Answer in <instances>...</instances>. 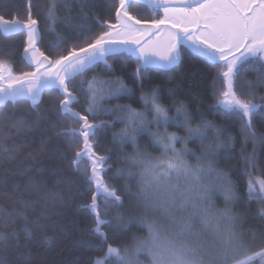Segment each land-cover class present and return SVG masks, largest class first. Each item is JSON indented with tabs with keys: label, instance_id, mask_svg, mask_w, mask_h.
Instances as JSON below:
<instances>
[{
	"label": "snow or ice",
	"instance_id": "obj_1",
	"mask_svg": "<svg viewBox=\"0 0 264 264\" xmlns=\"http://www.w3.org/2000/svg\"><path fill=\"white\" fill-rule=\"evenodd\" d=\"M96 3L105 7L108 19L100 20L97 13L87 11ZM34 8L33 0H28L25 18H19V13L10 19L0 15V34L18 33L26 37L22 52H12L10 59H0V108L28 102L35 110L45 93L58 101L54 116L67 123L57 135L76 147L71 167L91 190L90 203L81 207L95 215L92 231L102 239L108 207L122 206L124 193L105 179L109 156L96 150L97 132L116 123L122 124L120 131L112 136L121 147L128 141L138 143L142 134L150 137L151 145L158 146L162 152L161 157L146 160L137 153V159L144 166L142 180L159 189L156 202L166 207L172 191L167 178L182 174L198 180L201 170L187 165L183 154L175 149L172 143L175 134L167 132L169 122L188 129L187 134L180 137L181 143H186L189 135L199 136L202 142L204 129L212 124L202 120L192 129L183 103L172 106L180 115H170L171 109L165 110L158 102L155 87L142 94L145 105L142 110L128 104L106 107L107 98H118L132 91L120 77L108 75L113 72L116 60H120L124 68L134 59L135 70L131 75L142 86L149 78V69H174L181 64L184 50H187L207 67L217 69L209 86L215 100L211 110L238 121L245 141L250 138L254 146L264 141V133L258 135L253 122V114L264 107V97H260L259 103L245 98L256 97V87L264 86V0H49L44 7L36 8V18ZM61 8L68 15L60 16ZM0 11L11 13L4 0H0ZM72 12L77 16L73 17ZM42 21L47 25L45 31L54 37L45 50L39 47ZM57 25H62L64 31L57 32ZM0 55L9 53L0 49ZM17 56L29 70H15ZM98 67H103L104 73L86 76ZM248 71H253L255 78L247 80L245 87L241 81ZM100 114L109 115L112 120L97 121ZM44 119L55 126L52 119ZM9 120L15 127L31 128L22 116L13 114ZM2 147L6 150V146ZM61 157L66 158V155L61 153ZM245 161L248 167L255 168V152L247 155ZM261 172L264 174V168ZM246 174L249 176V198L264 200V179L253 178L251 172ZM65 182L71 183L57 180L54 188L45 189L42 183L29 177L24 190L42 193L41 203L51 200L55 205L62 202L58 189ZM7 195L12 196L11 193ZM15 199L23 200V194ZM101 200L103 206L99 203ZM191 203L193 207L198 206L195 200ZM16 216H23V213L15 207L9 211L0 206V225L7 226ZM260 217L264 222V217ZM23 231L31 234L27 228ZM11 235L15 236L16 232ZM4 239L5 234L0 233V240ZM256 248L260 251H255ZM116 252L117 248L109 245L107 255L112 257ZM257 258L264 264V231L251 228L243 230L240 238H233L224 253V259L232 264H255ZM109 261L97 260L95 264H108Z\"/></svg>",
	"mask_w": 264,
	"mask_h": 264
},
{
	"label": "trees",
	"instance_id": "obj_2",
	"mask_svg": "<svg viewBox=\"0 0 264 264\" xmlns=\"http://www.w3.org/2000/svg\"><path fill=\"white\" fill-rule=\"evenodd\" d=\"M36 8H42L49 0H33ZM114 2V0H113ZM4 5L11 9V13L0 11V15L11 18L19 13L23 19L27 15L28 0H4ZM76 7L75 4L72 5ZM36 8L33 16L36 18ZM89 13L95 12L100 20L108 19L105 7L96 3L87 9ZM60 16L68 15L61 8ZM73 17L77 16L72 12ZM114 16V13H113ZM47 25L40 23L41 43L39 47L45 50L48 41L54 37L45 29ZM99 31V29H96ZM57 32H63L62 25L56 26ZM26 37L18 34H0V49H5L9 55H0V59H10V53L23 51V40ZM56 50L53 49L54 53ZM114 70L109 76H118L129 89L130 93L122 94L118 98H107L104 101L106 107L116 104H128L138 109L145 107L141 96L145 91L157 88L158 102L170 108V115H175L173 105L181 103L187 105L194 122L202 120L211 121L223 128L225 133L224 146L218 150L219 163L230 170V175L239 191L235 201V208L242 214V228L264 231V222L259 214V203L248 197L247 184L249 176L246 172L264 178L261 169L264 168V141H258L253 145L249 138L245 141L240 132L238 121L224 116L219 112H213L210 108L215 103L209 91V86L217 69L209 68L205 63L193 54L184 50L181 64L171 70L151 68L149 78L143 81V85L131 75L135 70L134 59L127 67H121V61L113 62ZM15 70L27 71L17 56ZM103 67L86 74L87 77L104 73ZM255 78L253 71H248L242 77V83L246 87V81ZM256 97H248L254 102H261L264 97V86L256 87ZM56 101L47 93L43 94L37 109H32L28 102H20L12 107L0 108V206L6 210L16 208L23 216L13 217L7 225H0V233L5 234V239L0 240V264H95L97 260L111 259L107 255L109 245L118 248L129 238V230L117 223V213L131 206L124 192L125 179L117 173L120 157L130 145L121 147L119 141L113 140L114 132L123 127L116 123L97 132V151L109 156L105 179L115 188L124 193L122 206H112L105 217L106 223L102 227L104 238L98 236L92 229L95 227V215L86 207L91 201L90 186L78 173L74 172L70 161L74 156L76 147L69 145L63 136L57 135L60 129L66 126L65 121H58L54 116ZM79 107V105H74ZM40 113V116L37 115ZM24 117L31 128H19L13 126L9 117ZM203 114V115H202ZM44 118L52 119L53 124L46 122ZM112 117L100 114L97 121H110ZM253 122L257 134L264 133V107L253 114ZM168 129L183 132L179 126L169 122ZM141 146L153 150L151 139L147 134L138 137ZM190 145H196L198 141L192 139ZM6 146V150L4 147ZM107 150V152H106ZM255 152V168L246 164L245 157ZM61 153L66 158L61 157ZM32 177L36 182L42 183L45 189L55 187L56 181H71L62 183L58 189L62 202L55 205L49 200L41 203L42 193L25 191L28 178ZM11 193L12 196L7 195ZM23 194V200L15 197ZM103 206V200L99 201ZM27 228L30 235L23 231ZM15 231L16 235L11 233ZM259 249V248H258ZM256 250V249H255Z\"/></svg>",
	"mask_w": 264,
	"mask_h": 264
},
{
	"label": "clouds",
	"instance_id": "obj_3",
	"mask_svg": "<svg viewBox=\"0 0 264 264\" xmlns=\"http://www.w3.org/2000/svg\"><path fill=\"white\" fill-rule=\"evenodd\" d=\"M183 111L189 126L196 129L200 122L192 120L185 104ZM167 132L175 134L172 143L183 154L186 164L201 169L199 179L172 174L167 178L172 187L169 203L161 207L156 202L159 189L142 180L144 166L137 159V153L143 159L156 160L162 152L158 146H153L157 150H149L128 141L130 148L122 152L117 171L126 181L124 192L131 206L118 212L116 218L130 235L108 264H232L224 259V253L244 229L242 214L234 206L239 191L230 170L217 159L218 150L225 143L224 130L212 122L204 129L202 142L199 136L189 135L186 143H181L180 137L187 134V128H183V132L174 129ZM192 139L198 143L190 145ZM193 200L197 207L192 206ZM256 201L259 214L264 217V200ZM186 224L190 227L186 228Z\"/></svg>",
	"mask_w": 264,
	"mask_h": 264
},
{
	"label": "rangeland",
	"instance_id": "obj_4",
	"mask_svg": "<svg viewBox=\"0 0 264 264\" xmlns=\"http://www.w3.org/2000/svg\"><path fill=\"white\" fill-rule=\"evenodd\" d=\"M245 98H248V97H245ZM252 177L253 178H258V179H264V178H261V177H259V176H257V175H252ZM249 180V179H248ZM248 193V192H247ZM249 197V196H248ZM109 208H111V205H109V207H108V209ZM117 223L120 225V223L117 221ZM255 251H260V249H258V248H256V250ZM255 264H260V261H259V258H257V260H256V262H255Z\"/></svg>",
	"mask_w": 264,
	"mask_h": 264
}]
</instances>
